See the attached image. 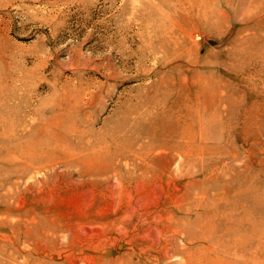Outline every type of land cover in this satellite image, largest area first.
I'll return each instance as SVG.
<instances>
[{"label": "rangeland", "instance_id": "rangeland-1", "mask_svg": "<svg viewBox=\"0 0 264 264\" xmlns=\"http://www.w3.org/2000/svg\"><path fill=\"white\" fill-rule=\"evenodd\" d=\"M0 264H264V0H0Z\"/></svg>", "mask_w": 264, "mask_h": 264}, {"label": "bare ground", "instance_id": "bare-ground-1", "mask_svg": "<svg viewBox=\"0 0 264 264\" xmlns=\"http://www.w3.org/2000/svg\"><path fill=\"white\" fill-rule=\"evenodd\" d=\"M149 147H150V145H149ZM147 150V149H146ZM144 152V151H143ZM141 153V152H140ZM158 153V152H157ZM138 157V156H137ZM139 158V157H138ZM153 159V158H152ZM156 159V158H155ZM159 161V160H158ZM173 161V160H172ZM154 162V161H153ZM138 163H139V160H138ZM167 163H171V159H168L167 160ZM137 166H139V165H137Z\"/></svg>", "mask_w": 264, "mask_h": 264}]
</instances>
